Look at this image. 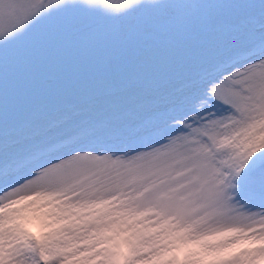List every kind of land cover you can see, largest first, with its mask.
<instances>
[{
  "label": "snow or ice",
  "instance_id": "1",
  "mask_svg": "<svg viewBox=\"0 0 264 264\" xmlns=\"http://www.w3.org/2000/svg\"><path fill=\"white\" fill-rule=\"evenodd\" d=\"M0 264H264V0H0Z\"/></svg>",
  "mask_w": 264,
  "mask_h": 264
},
{
  "label": "rangeland",
  "instance_id": "2",
  "mask_svg": "<svg viewBox=\"0 0 264 264\" xmlns=\"http://www.w3.org/2000/svg\"><path fill=\"white\" fill-rule=\"evenodd\" d=\"M40 213L46 223L55 224L61 218V209L56 206H44V205H36L30 208H23L21 210V218H27L30 215ZM112 220L116 221L118 229L123 230L125 228H130L131 224L127 221L125 217L120 214H113L110 217Z\"/></svg>",
  "mask_w": 264,
  "mask_h": 264
}]
</instances>
